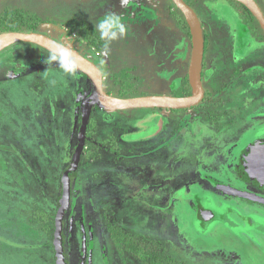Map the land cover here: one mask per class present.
<instances>
[{
	"label": "rangeland",
	"instance_id": "rangeland-1",
	"mask_svg": "<svg viewBox=\"0 0 264 264\" xmlns=\"http://www.w3.org/2000/svg\"><path fill=\"white\" fill-rule=\"evenodd\" d=\"M195 8L208 30L204 85L212 92L208 101L184 110L127 109L108 122L97 113L92 83L78 71L65 74L58 62L44 65L45 49L17 41L0 51V264H55L51 215L76 149L79 164L69 177L72 210L61 235L66 264H144L161 251L177 264H264V207L188 184V160L166 158L171 149L188 150L197 163L204 153L220 161L221 171L232 165L220 152L225 145L212 148L207 142L218 132L214 124L232 125L223 137L264 136L260 26L251 30L252 44L238 52L239 6L199 0ZM6 9L40 20L41 32L66 44L80 40L78 34L68 41L56 33L66 37L71 22L92 26L100 37L97 22L122 10L126 34L95 56L112 95L119 88L113 74L122 69L131 96L174 93L187 75L190 38L175 26L180 11L172 0H0V12ZM154 171L156 187L145 190ZM200 206L212 209L215 219L202 223ZM71 247L75 255L67 253Z\"/></svg>",
	"mask_w": 264,
	"mask_h": 264
},
{
	"label": "flooded vegetation",
	"instance_id": "flooded-vegetation-1",
	"mask_svg": "<svg viewBox=\"0 0 264 264\" xmlns=\"http://www.w3.org/2000/svg\"><path fill=\"white\" fill-rule=\"evenodd\" d=\"M198 1L199 0H197L193 5H191V7L194 9V11L196 9L195 8V4ZM254 1L257 3V5L259 6V8H260V10H261V12H262V14L264 16V4H263L264 0L263 1L262 0H254ZM234 3L236 5H238L239 8H240L239 9V13L238 12L236 13L238 15V17L235 18V24L239 28V32L236 31L237 34H238L237 35L238 38H237L236 51L240 52V51H243L245 48L249 47L252 44V42H251V40H252L251 30L255 31V29L259 28L260 25H259L257 19L251 14V12H249V10L246 7H244L242 4H240V3L236 2V1H234ZM120 12H122V10ZM120 12H119V14H123L124 13V12H122V13H120ZM130 12H128V13H130ZM195 13H196V11H195ZM199 21H200V23L202 25L201 27H202L203 39H204V50H203L202 69H201V80H202L204 93H203V97H202L201 101L198 104L208 101L210 93L212 92L210 88H208L207 86L204 85V73L206 71L205 70V66H206L205 63H206V60H207V47H208V37L206 36V33H207L208 30H206V26L204 25L202 17L199 18ZM41 25H42V23L40 22L37 29H35V30H27V31H35V32L43 33V32H41ZM90 27L92 28V26H90ZM64 29H66L67 32L69 31L66 37L63 35L64 34L63 31L62 32H56V33L59 34L62 38L64 37L68 41H69V38L71 37L70 36L71 34H74V35L77 34V33L73 32V31H70V26L69 25H67V27H64ZM17 31H22V30H17ZM188 31H189V29H188ZM261 33L264 35L263 30H262ZM97 36H98V34H97ZM56 39H58V38H56ZM78 39H80V40L76 41L77 43L76 42L72 43V44L69 43V46L72 49H74L77 52H79L80 54H82L83 56H85L88 59H90L92 62H94L97 65V67L100 69V71H101V73L103 75V88L108 94L112 95V93H110L105 88L106 75H105L103 69L100 66H98V64H97L98 61H97V58L95 57L96 55L101 54L103 52V46L104 45H102V40L100 39L101 41L97 43L98 45H87L84 42L83 39H81V38H78ZM231 42H232V40H231ZM66 45H68V44H66ZM226 45L227 44H224L222 46V48L225 49L224 47ZM231 45H232V43L230 44V46ZM101 47H102V49H101ZM226 48H228V47L226 46ZM98 49H99V51H97ZM41 59H43L44 63H45V59L46 58H40V60ZM46 64L47 63H45L44 65H46ZM246 67L252 68L253 65L249 64V61H247L246 62ZM79 73H80V75L82 77L83 76L82 73L81 72H79ZM253 79L254 78H252V80ZM117 92H118V90H117ZM116 97H119V96H116ZM261 97H262V95L260 96V98ZM97 102H98V104H100L99 101H97ZM258 102H260V101H258ZM99 107H100V109H98V111H97V113H99L98 114L99 117L102 120H103V118L104 119L106 118L105 120H107L108 122L112 121L113 119L118 117L120 115L121 111H122V110L121 111H110V110L105 109L104 107H102L101 104H100ZM192 107H194V106H192ZM192 107H190V108H192ZM248 107L249 106H245L246 111H247ZM155 109H157V108H155ZM163 110H165V109H163ZM215 111H217V110H215ZM215 111H214V113H216ZM246 111H245V114H247ZM206 112H202V114H204ZM209 112H207V113L210 114ZM217 114H219L220 116L222 115L220 113V111H217ZM219 118H221V117H219ZM82 119H83V117L81 115L80 118L78 119V123H79L78 126L79 127L82 124ZM171 120L175 121V118H172ZM243 120L248 121V118L245 117V119H243ZM207 121H208V123H211L212 120L211 119L209 120V118H207ZM245 121H243V122H245ZM214 125L218 126L217 127V128H219L218 132L217 133L215 132V134H214V138L215 139L207 137V142L211 144L209 146L212 147V148H214L216 146V144H218V143H220L221 145H225L221 149L222 151H220V152H223L224 153L223 154L224 157H227L228 161H231L232 168L228 167V164H225L226 166L224 167V169H222L220 171V169L217 166V164L220 161H217V159L215 157H213L212 159L211 158L210 159H205L204 157H207V155L204 154V153L198 155L197 163H195V161L190 158V156H189L190 153H189L188 150L187 151H182V150L179 149V150L175 151V150L171 149L169 151L170 154H168L166 156V158H170V159L174 158L175 160L177 159V161L188 160L187 165L189 167V172L187 173L188 175H186V177H185V181L187 180L188 184H192V183L200 184V186H197V187L199 189H203V190L209 191L210 194L211 193L214 194V192H215V193H219V194H223V195H229V194L230 195H234L233 193H231V189L232 188H237L239 190L250 191V192L259 194V195L264 197V178L260 175L259 171L257 170L256 162L254 161L255 160L254 158L258 157L259 153L261 152V149L264 148V136L260 137L259 135L257 136L256 134H254V135L250 134L251 136H248L249 134L247 132V133H243L242 134V139L241 140H238V138H235L236 139L235 140L233 138L237 134H235V136H233V137H226V136L223 137L222 136L223 134H225V133H222V130L226 131V130H229L232 127V125H230L229 122H225V123H221L220 122V124H218V125L214 124ZM214 125L212 124V126H214ZM241 127H243V125H241ZM244 129H246V128H244ZM215 131H217V130L215 129ZM122 133H124V132H122ZM217 137L221 138L222 140L217 138ZM237 137H239V136H237ZM224 138H226V139H224ZM239 138H241V137H239ZM232 146L235 148V150H233V152H229L232 149ZM228 153L231 154V155H229ZM186 157H187V159H186ZM192 163L194 164V166L196 165L197 167L195 166V168L191 169L192 168V166H191ZM68 166H66V168ZM199 166L201 167V169H199ZM224 170H227V172H230L231 176L230 177L229 176H224L222 174V171H224ZM72 173L73 172H71L69 174V177H70V175ZM155 173H156V171H154V173H151L152 175L150 174V176H151V177H149V178H151L150 179V183L144 187L145 190H147L148 187H156L154 185V181L155 180L152 179V178H155L154 177ZM62 174H63V172H62ZM161 181H163V180H160V182ZM187 183H185L184 185L187 186ZM185 186H183V188ZM62 190H63V187H62L61 191ZM186 190H188L187 187H186ZM61 191H60V193H61ZM70 194H71V192H70ZM236 197H237L236 199L238 201H244L245 203L248 204L249 207L250 206L264 207V204H262L260 202H257V201H254L252 199L241 198L239 196H236ZM60 198H61V195H60ZM71 198H73V197H71V195H70V197H69V206H68L67 210L65 211L63 219H62V227H63L64 224L65 225L68 224V221H69V219H67V220H64V219L68 217L69 213H71V210H72V208L70 207V205L72 204V203H70V201L72 202ZM59 203H60V200H59ZM197 210H198L197 217L202 223H205V221H207V219L208 220H211L212 218L215 219V213L213 212L212 209L200 206L199 209H197ZM205 210H210V211L207 212ZM238 215H239V213H238ZM224 216L223 215H221V216L218 215V218H221V221H222V220H224ZM73 218H75V217L73 216ZM262 235H263V233H262ZM78 240H80V239H78ZM74 241H76V239ZM71 244H73L72 247H75V249H76L75 245L77 244V242H75V243L71 242ZM72 247L66 249V251H67L68 254L69 253H73V255H75V252H74L75 249L72 250ZM125 248L124 249L120 248V252H124ZM69 249H71V251H69ZM63 255H64V250H63ZM64 256H65L64 257V264H66L68 256H66V254ZM53 259H54V254H53Z\"/></svg>",
	"mask_w": 264,
	"mask_h": 264
},
{
	"label": "water",
	"instance_id": "water-1",
	"mask_svg": "<svg viewBox=\"0 0 264 264\" xmlns=\"http://www.w3.org/2000/svg\"><path fill=\"white\" fill-rule=\"evenodd\" d=\"M244 7L257 19L264 32V16L254 0H233ZM174 5L183 15L189 29L190 35V59L187 69V77L191 86V93L185 96L174 95H145L133 97H116L108 94L103 88V75L97 65L76 50H73L72 59L77 64V71L81 72L93 85V96L99 101L102 107L110 111H121L136 108H159V109H187L197 105L203 97V85L201 80L202 59L204 50V39L201 23L194 9L185 0H172ZM52 37L35 31H3L0 32V51L6 46L17 42H29L40 46L48 51L53 48ZM256 157V156H255ZM257 170L264 178V148L261 149L259 156L254 158ZM79 164V150L73 153L70 164L62 174L63 193L65 198L70 197L69 174L76 170ZM231 193L241 198L252 199L264 204V197L250 192L232 188ZM209 212L210 210H205ZM207 219V218H206ZM208 221V219H207Z\"/></svg>",
	"mask_w": 264,
	"mask_h": 264
},
{
	"label": "trees",
	"instance_id": "trees-1",
	"mask_svg": "<svg viewBox=\"0 0 264 264\" xmlns=\"http://www.w3.org/2000/svg\"><path fill=\"white\" fill-rule=\"evenodd\" d=\"M197 0H185L188 5H193ZM25 17L21 11H11L6 9L3 12H0V32L2 31H17V30H35L38 28L40 20L31 19ZM175 26L180 29L183 33L186 34L188 38H190L188 25L183 17V15L179 12L174 15ZM42 23V22H41ZM91 28V27H90ZM70 31L76 32L81 39L87 45H98L100 42V38L96 33L92 32V28L89 29L86 25H76L71 22ZM83 75V74H82ZM113 81L116 85L119 86L118 92L115 96L119 97H133L129 90L124 89V85L127 83L125 79L128 78V71L125 69L119 70L113 74ZM85 77V75H83ZM191 93V86L188 81L187 75L183 76L179 87L175 90L174 93L170 95L174 96H185ZM62 178V175H61ZM69 206V200L65 198L63 190L61 191L60 203L57 209L54 211L52 216V236H51V246L54 251V261L55 264H64V255L61 246V235H62V219L65 211ZM140 239H142L140 237ZM171 258L164 254L161 251L157 255H152L151 257L145 259L143 261L144 264H177V262H173L170 260Z\"/></svg>",
	"mask_w": 264,
	"mask_h": 264
},
{
	"label": "clouds",
	"instance_id": "clouds-1",
	"mask_svg": "<svg viewBox=\"0 0 264 264\" xmlns=\"http://www.w3.org/2000/svg\"><path fill=\"white\" fill-rule=\"evenodd\" d=\"M124 0H121L123 5ZM99 32L100 39L104 41V48L107 49L112 41L123 38L127 32L126 25L122 22L120 15L110 13L100 19L95 25ZM54 47L48 50L45 63L58 62V66L65 74L74 75L77 72V64L72 59L73 50L68 47L64 40L53 39Z\"/></svg>",
	"mask_w": 264,
	"mask_h": 264
},
{
	"label": "crops",
	"instance_id": "crops-1",
	"mask_svg": "<svg viewBox=\"0 0 264 264\" xmlns=\"http://www.w3.org/2000/svg\"><path fill=\"white\" fill-rule=\"evenodd\" d=\"M166 17V15H161L160 20H163ZM166 19V18H165Z\"/></svg>",
	"mask_w": 264,
	"mask_h": 264
}]
</instances>
